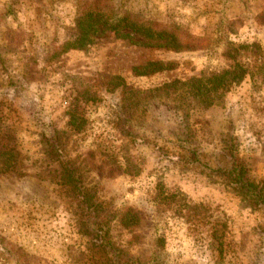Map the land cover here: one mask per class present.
I'll return each instance as SVG.
<instances>
[{"label":"rangeland","instance_id":"374dc122","mask_svg":"<svg viewBox=\"0 0 264 264\" xmlns=\"http://www.w3.org/2000/svg\"><path fill=\"white\" fill-rule=\"evenodd\" d=\"M99 1L107 16L174 27L195 48L158 49L94 24L85 45L62 52L97 0H0V146L15 157L0 174V264H109L113 250L143 264H264V209L216 171L233 154L264 184V85L246 76L189 112L147 93L227 68L225 53H241L252 70L249 47L264 58V0ZM155 62L169 69L150 72ZM118 77L133 91L107 92ZM108 144L128 175L98 180L87 163ZM124 206L141 212L132 230L114 220Z\"/></svg>","mask_w":264,"mask_h":264},{"label":"trees","instance_id":"16d2710c","mask_svg":"<svg viewBox=\"0 0 264 264\" xmlns=\"http://www.w3.org/2000/svg\"><path fill=\"white\" fill-rule=\"evenodd\" d=\"M99 4L100 1L97 0V9L95 11L92 10V7H89L87 10L90 12H85V14L79 16L76 20L75 33L73 32L74 38L72 41H65L61 44L62 52H65L66 49L79 48L85 45L94 24L101 26L102 29L111 31L117 36L127 31L132 35L148 40L158 49H174V51H180L195 48L191 43L183 42L177 32L173 30L174 27L172 29L171 27H159L152 21L143 20L130 13H123L116 16L111 14L107 16L105 11L99 7ZM257 21H264V13H261L257 17ZM249 48L253 53L251 60L253 61L252 70L248 69L250 64L245 63L243 56H240L241 53L236 57L225 53L228 60L227 68L210 74L202 72L200 75L190 77L184 81L173 80L171 82H165L161 84L160 88L151 89L147 93L163 91L165 96L161 95L160 97L175 102L180 101L184 110L189 112L195 106L210 108L216 99L225 92H228L232 87L240 84L246 76L251 78L253 84L264 85V58L263 56L260 58L257 57L260 56L258 54V47L253 46ZM236 50H238L237 46ZM152 65L154 68L150 72H157L163 69L167 70L170 64L155 62ZM159 65H161V68H159ZM132 72L137 76H146V73H148L145 68H133ZM256 77L260 78L257 79ZM109 85L111 88H106V91L109 93L120 90L125 92L127 90L130 92L133 91L121 77L112 79ZM1 112V118L6 119L7 115L5 112ZM69 117L71 118V125L74 126L73 117ZM74 130H79V128H74ZM46 142L53 148L58 145L57 140L54 138L46 139ZM115 145L110 144L109 148H104L100 152L99 158H97V163L96 158H94V162L89 161L87 163L93 170V176L97 177L98 180H107L120 174L128 175L124 168V162L126 160L121 157L123 162L120 161V156L117 155L118 150L115 149ZM14 158L11 150L6 149L2 145L0 146V174H6L10 171ZM231 159L232 162L229 168H218L216 171L221 173L224 179L228 181L229 186L240 197L242 202L246 203L252 209H264V184L255 182L249 177V170L244 161H241L233 154L231 155ZM68 175L72 179V184L74 183V187H76L77 183L75 184V182H78L79 178L75 176L73 170H70ZM78 192L80 193V198L85 202V194L81 190ZM140 214L141 212L139 210L124 206L122 210L116 212L114 220L132 230V228L138 226ZM97 220H106V214L98 213ZM99 242L100 244H109L107 229L101 230ZM109 264H143V262L139 256H131L126 253H121L120 250H113L109 257Z\"/></svg>","mask_w":264,"mask_h":264}]
</instances>
